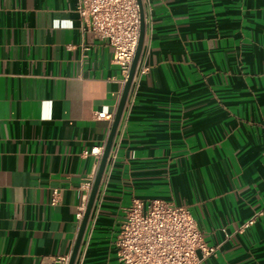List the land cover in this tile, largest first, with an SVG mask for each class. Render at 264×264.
<instances>
[{"label":"crops","instance_id":"0c3cea01","mask_svg":"<svg viewBox=\"0 0 264 264\" xmlns=\"http://www.w3.org/2000/svg\"><path fill=\"white\" fill-rule=\"evenodd\" d=\"M77 5L0 0V264L70 255L111 126L95 113H114L122 92ZM143 7L144 49L76 262L119 264L123 207L162 198L216 247L199 264H264V0Z\"/></svg>","mask_w":264,"mask_h":264},{"label":"built area","instance_id":"2783aa9c","mask_svg":"<svg viewBox=\"0 0 264 264\" xmlns=\"http://www.w3.org/2000/svg\"><path fill=\"white\" fill-rule=\"evenodd\" d=\"M142 2L143 6L149 4V0ZM77 12L82 32L92 33L111 46L112 62L120 68L124 84L139 40L140 17L137 0H78ZM145 69L143 66L141 72ZM134 82L135 80L133 84ZM95 117L108 120L111 125L114 113L97 111ZM102 149L103 147L92 152L100 157ZM114 156L112 151L109 162L113 163ZM105 188L106 184L100 187L99 195L102 189L104 193ZM56 195L57 192H54V196ZM55 200L56 198L53 199ZM86 202L76 212L79 222L82 220ZM260 214V211L255 212L240 226L239 231L252 224ZM83 242L78 256H84L87 242ZM114 245L119 264H199L216 249L205 242L187 206L162 198H132L123 207ZM69 256H57L53 264H68ZM75 264H81V261Z\"/></svg>","mask_w":264,"mask_h":264},{"label":"water","instance_id":"95a60500","mask_svg":"<svg viewBox=\"0 0 264 264\" xmlns=\"http://www.w3.org/2000/svg\"><path fill=\"white\" fill-rule=\"evenodd\" d=\"M137 3L139 5V17H140L138 44H137V47H136V50H135V53H134V56H133V59L130 65V70H129L127 79L125 80V83L123 85L122 92L120 94V97H119V100L116 106V110L114 112V117H113L110 129H109V132L107 134V137H106V140H105L102 152H101L99 164H98L96 174L92 182L91 190H90L87 202H86L84 214H83L82 220L79 225V229H78L75 241H74V245H73L72 251L69 256L68 264L76 263L78 253H79L80 247L84 239V233L87 228L91 213L94 209L95 203L96 201H99V202L101 201L102 193H103V189H102L101 194L99 195L101 183L103 181V177L106 172V167L109 164V156L112 152V146L114 143V139L116 137L118 128L120 126L122 115L124 113L127 99H128V96H129V93H130V90H131V87H132V84H133V81H134V78H135V75L138 69V64L141 59L143 49H144L145 12H144L142 0H137Z\"/></svg>","mask_w":264,"mask_h":264},{"label":"rangeland","instance_id":"374dc122","mask_svg":"<svg viewBox=\"0 0 264 264\" xmlns=\"http://www.w3.org/2000/svg\"><path fill=\"white\" fill-rule=\"evenodd\" d=\"M128 204H129V203H127L126 205H128ZM126 205H125V206H126Z\"/></svg>","mask_w":264,"mask_h":264}]
</instances>
